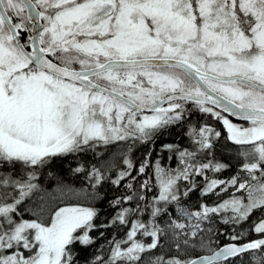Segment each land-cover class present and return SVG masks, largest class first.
<instances>
[{
	"label": "snow or ice",
	"instance_id": "snow-or-ice-1",
	"mask_svg": "<svg viewBox=\"0 0 264 264\" xmlns=\"http://www.w3.org/2000/svg\"><path fill=\"white\" fill-rule=\"evenodd\" d=\"M0 264H264V0H0Z\"/></svg>",
	"mask_w": 264,
	"mask_h": 264
},
{
	"label": "trees",
	"instance_id": "trees-1",
	"mask_svg": "<svg viewBox=\"0 0 264 264\" xmlns=\"http://www.w3.org/2000/svg\"><path fill=\"white\" fill-rule=\"evenodd\" d=\"M165 139H168V137H165ZM223 239V238H222Z\"/></svg>",
	"mask_w": 264,
	"mask_h": 264
}]
</instances>
